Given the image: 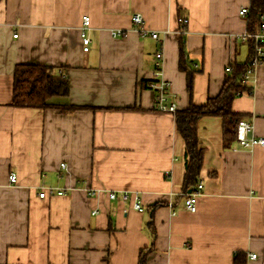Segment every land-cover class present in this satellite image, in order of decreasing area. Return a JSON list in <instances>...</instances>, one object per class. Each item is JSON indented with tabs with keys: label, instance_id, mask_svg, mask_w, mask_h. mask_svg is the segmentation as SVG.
Returning <instances> with one entry per match:
<instances>
[{
	"label": "crops",
	"instance_id": "0c3cea01",
	"mask_svg": "<svg viewBox=\"0 0 264 264\" xmlns=\"http://www.w3.org/2000/svg\"><path fill=\"white\" fill-rule=\"evenodd\" d=\"M249 4L0 0V264H138L152 238L149 223L155 236L146 264H233L236 251L246 254V264H264V146L224 147L222 119L200 118L203 188L196 210L184 209V145L174 114L154 108L147 84L154 30L176 109L216 95L226 66L248 57V11L239 10ZM135 12L145 36L131 23ZM84 15L87 51L80 42ZM117 29L120 36L111 35ZM180 44L186 69L179 68ZM18 63L52 66L65 90L50 96L46 108L12 106ZM250 84L231 109L264 137V56ZM91 189L97 193L88 195ZM40 190L48 195L39 197ZM125 190L138 195L141 213L107 197Z\"/></svg>",
	"mask_w": 264,
	"mask_h": 264
},
{
	"label": "trees",
	"instance_id": "16d2710c",
	"mask_svg": "<svg viewBox=\"0 0 264 264\" xmlns=\"http://www.w3.org/2000/svg\"><path fill=\"white\" fill-rule=\"evenodd\" d=\"M247 15V33H254L260 27L261 15L264 13V0H250ZM248 57L244 62H230V70L225 72L223 84L220 91L202 104H189L181 110L176 109L174 114V126L182 139L184 150L183 177L181 189L183 192L194 188L201 175L203 161V148L199 145L197 139V122L204 116H219L222 119V145L230 146L235 142L237 123L244 113L232 111L231 102L241 92L250 93L252 86L250 83L241 81V77L250 65V58L254 51V39L247 37ZM183 46L180 44L179 68L186 69L183 66ZM53 67L40 64L18 63L13 69L12 96L9 102L14 107H39L46 108L51 105L47 102L48 98L56 93L65 90L64 84L58 83L53 78ZM188 89L190 90V78L187 80ZM67 110L68 107L63 110ZM210 171L208 174L214 175ZM152 238L146 247H142L138 253V264H146V256L152 250V243L155 232L152 224L149 223ZM233 264H246V254L243 251H236L233 256Z\"/></svg>",
	"mask_w": 264,
	"mask_h": 264
},
{
	"label": "built area",
	"instance_id": "2783aa9c",
	"mask_svg": "<svg viewBox=\"0 0 264 264\" xmlns=\"http://www.w3.org/2000/svg\"><path fill=\"white\" fill-rule=\"evenodd\" d=\"M248 11L247 8H241L239 10V14L244 15ZM262 21V20H261ZM179 23L185 24L186 19L185 18H179ZM89 23V17L87 15L82 16V25H81V31H80V42L82 44V50L87 51L88 45L90 43L88 37L86 36L85 29L87 28ZM131 23L136 27L137 31L140 33V35L145 36L149 31L145 27L143 23V19L140 13L135 12L131 16ZM260 29H264V21H262L260 25ZM122 33L121 29L113 30L111 31V35L114 36H120ZM14 37L16 34L13 35ZM149 36L154 39L157 48L154 52V59H153V72L152 77L150 81H148L149 88L154 90L153 95V105L156 110H159L161 112H170L173 113L176 110V99L175 95L170 91V83L167 79L163 77V60H164V54H163V42L158 37V34L151 30L149 33ZM243 39L246 37H251L254 39V53L252 57L250 58V65L247 68V70L244 72V74L241 77V81L246 83H251L255 65L260 63L262 61V58L264 56V51L262 49L261 44L264 43V34L262 32L254 33V34H244ZM226 70H230L229 66H226ZM243 93V92H241ZM241 95V94H240ZM236 128V143L240 148H246L251 149L254 146L260 145L264 146V137L260 136H254L252 133V125L247 122L246 120L242 119L238 121ZM165 174H168V172H165ZM10 183H15L17 177L14 173H10L8 175ZM202 184L197 183L193 189L189 191L182 192L181 198L183 201V207L184 209H187L188 211H195L197 207V199L200 196L202 192ZM52 190H50L51 192ZM56 194H63V190L56 189ZM97 193V190H89L88 195H95ZM48 195V192L44 190H40L38 196L43 198ZM107 197L109 200H117L120 202H126L128 201L131 205V207L136 210L137 212H140L143 210V207L140 203V199L138 195L135 192H128V191H121V192H107ZM168 207H171V202L168 204ZM96 211H93V214H95ZM171 213L173 214L174 211L172 210ZM249 257L254 258L255 254H249Z\"/></svg>",
	"mask_w": 264,
	"mask_h": 264
},
{
	"label": "bare ground",
	"instance_id": "6f19581e",
	"mask_svg": "<svg viewBox=\"0 0 264 264\" xmlns=\"http://www.w3.org/2000/svg\"><path fill=\"white\" fill-rule=\"evenodd\" d=\"M251 34V33H250ZM253 34V33H252Z\"/></svg>",
	"mask_w": 264,
	"mask_h": 264
},
{
	"label": "rangeland",
	"instance_id": "374dc122",
	"mask_svg": "<svg viewBox=\"0 0 264 264\" xmlns=\"http://www.w3.org/2000/svg\"><path fill=\"white\" fill-rule=\"evenodd\" d=\"M251 258V257H250Z\"/></svg>",
	"mask_w": 264,
	"mask_h": 264
}]
</instances>
